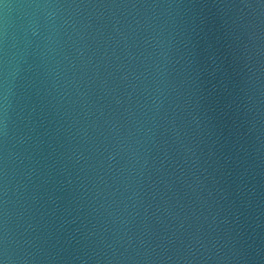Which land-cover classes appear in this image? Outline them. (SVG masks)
Wrapping results in <instances>:
<instances>
[{
	"label": "water",
	"instance_id": "95a60500",
	"mask_svg": "<svg viewBox=\"0 0 264 264\" xmlns=\"http://www.w3.org/2000/svg\"><path fill=\"white\" fill-rule=\"evenodd\" d=\"M0 264H264V0H0Z\"/></svg>",
	"mask_w": 264,
	"mask_h": 264
}]
</instances>
